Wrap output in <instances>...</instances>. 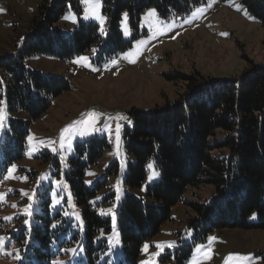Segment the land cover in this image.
<instances>
[{
    "label": "rangeland",
    "instance_id": "374dc122",
    "mask_svg": "<svg viewBox=\"0 0 264 264\" xmlns=\"http://www.w3.org/2000/svg\"><path fill=\"white\" fill-rule=\"evenodd\" d=\"M41 1L0 0V57L19 49L30 31ZM100 2V14L106 17L103 33L98 20L83 18L86 7L83 0H80L82 11L79 15L69 7L53 22V27L68 35L78 28L79 20L93 22L101 35L106 36L108 19L103 12L104 0ZM153 10L156 15L148 16ZM124 13L127 12L121 14L119 29L123 38L131 44L111 57L99 61L100 48L93 43L84 52L69 59L43 53L23 59L28 68L44 76L67 78L70 88L55 96L47 110L33 120L23 157L7 168H2L0 164V194H4L3 200H0V238L3 239L0 243V264H16L17 257H20L19 242L11 236V232L29 224L33 212L39 209V202L47 195L51 198L53 212L57 210L68 217L74 229L81 228V206L74 201L65 178L77 141L104 137L108 142L97 162L86 168L84 181L88 186L101 183L90 203L100 215L111 217L114 225L113 217L115 219L123 196L131 193L150 202L144 190L160 176L150 160L140 186L132 187L124 183L126 163L134 160L124 150L123 141L124 128L132 124L129 110L133 107L149 110L164 105L166 101H174L187 91L188 81L184 79L210 77L219 85L225 79L240 76L251 64H264V24L240 0H206L184 15L169 18L161 17L156 8L150 6L141 12L136 23L138 29L131 26L129 15L124 21ZM66 16L69 18L65 19ZM140 41L144 43L140 44ZM128 53L132 55L126 59ZM83 57L87 60H81ZM2 74L0 69V76ZM199 92L191 90L186 97L192 102ZM0 115L4 117L0 126V142L10 118H27L23 109L7 110L4 97H0ZM90 117H94L90 127L81 123ZM117 124L121 126L119 146ZM85 128L90 134L80 136L79 132ZM97 128L101 131H94ZM222 131L216 129L211 143L223 139ZM29 137L32 139L29 140ZM211 154L222 157L227 150L215 147ZM114 162L113 169L108 172ZM149 164L153 165L152 169L148 168ZM13 166L12 177L5 179ZM153 172L158 175L149 180ZM214 194L215 185L211 183L187 187L182 199L172 206L170 219L143 243L138 264L145 261L151 264H192L194 257L199 264H226L229 255L237 254L250 259H233L227 264H264V229H214L204 241L192 246L188 257L183 256L184 248L194 239L193 230L187 227L188 217L193 214L190 203L207 201ZM29 205L30 216L24 211ZM116 233L113 230L103 234L108 249L95 264H116L122 258L121 243ZM170 243L174 246L169 247ZM145 244L149 245L146 251ZM157 244L162 247L158 248ZM198 246H203L200 253L195 251ZM73 249L75 253L68 251L57 257L54 264H89L75 240L71 244ZM64 257H70V260L65 262Z\"/></svg>",
    "mask_w": 264,
    "mask_h": 264
},
{
    "label": "trees",
    "instance_id": "16d2710c",
    "mask_svg": "<svg viewBox=\"0 0 264 264\" xmlns=\"http://www.w3.org/2000/svg\"><path fill=\"white\" fill-rule=\"evenodd\" d=\"M205 1L104 0L108 32L102 36L93 22L79 20L78 28L68 35L53 27L69 7L79 15L80 0H42L19 49L0 57V97H4L10 112L23 109L27 113L26 119L8 120L0 142L1 167L7 168L23 157L33 120L47 110L55 96L70 88L65 77L44 76L28 68L23 63L26 56L43 53L69 59L96 43L100 61L131 44L119 29L123 12L128 13L131 26L138 29L141 12L150 6L161 17L169 18L184 15ZM240 2L264 24V0ZM184 80L188 81L187 91L174 101L149 110L131 108L132 124L123 130L124 150L134 159L126 163L124 183L140 186L147 174L146 165L152 160L160 176L144 190L151 201L126 193L117 207L114 225L111 217L100 215L90 198L101 183L88 186L84 174L108 142L104 137L77 141L65 178L70 194L81 206V228L74 229L68 217L53 212L47 195L29 224L11 232L19 242L16 264H54L57 257L71 251L73 240L87 263L95 264L108 249L103 234L113 230L122 251L116 264H138L143 243L170 219L172 206L182 199L187 187L203 183L214 184L215 194L207 201L190 203L193 214L188 217L187 227L193 230L194 239L184 248V257L214 229H264V64H251L240 76L219 85L210 77ZM194 89L200 92L191 102L186 94ZM219 128L223 139L213 144L211 139ZM215 147L226 149L227 154L212 156ZM70 257L63 260L67 262Z\"/></svg>",
    "mask_w": 264,
    "mask_h": 264
},
{
    "label": "snow or ice",
    "instance_id": "6c2138e0",
    "mask_svg": "<svg viewBox=\"0 0 264 264\" xmlns=\"http://www.w3.org/2000/svg\"><path fill=\"white\" fill-rule=\"evenodd\" d=\"M83 3L86 6L85 10H84V17L83 18L84 19H95V20H98L99 23H100V26H101V32L103 33V31H104L103 25H104V23L106 21V17H104L103 15L100 14L99 9L102 7L100 0H83ZM197 11H199V9ZM147 15L148 16H155L156 13L153 10V11H150ZM193 15H195V13ZM127 17H128V14L124 13V21L125 22L127 21ZM68 18L69 17H67V16L65 17V19H68ZM125 34L126 35L128 34L127 29L125 30ZM139 43L143 44L144 41H140ZM131 55H132V53H128V54H126L125 58L126 59L129 58ZM81 60H87V57H83V58H81ZM79 62L80 61H77V63H79ZM131 62H134V61H131ZM113 63H116V61H113ZM93 70H95V69H93ZM120 118L121 119H126V117H120ZM3 119H4L3 115H0V126H2ZM92 122H94V117H90L89 119H86V120L82 121L81 123L83 125H86V126L90 127ZM120 127L121 126L119 124H117V127H116L117 146H119V141H120ZM66 131H67V129H66ZM94 131H101V129L97 128V129H94ZM88 134H90V133L87 131V128H85L84 130L79 132L80 136H85V135H88ZM31 139H32V137H29V140H31ZM148 168L152 169L153 165L149 164ZM14 169H15V166H13L12 168H10L8 170V175L5 177V179L12 177V172L14 171ZM155 175H158V173L153 172L152 175L149 176V180L153 179ZM24 195H27V193H24ZM3 198H4V194H0V200H3ZM57 203H59L58 200H57ZM13 207H15V205H13ZM24 211H25L26 215L30 216L31 215V205H29L27 208H25ZM113 220H114V217H113ZM25 223H27V221H25ZM0 243H3V239L2 238H0ZM156 246L158 248L162 247V245H160V244H157ZM168 246L172 247V246H174V243H170ZM148 247H149V245L145 244L144 245V250L146 251L148 249ZM202 247L203 246H198L196 248V250H195L196 253H200ZM71 251H73V253H75V249H73ZM17 259H19V257H17ZM233 259L247 261V260L250 259V257L240 256L238 254L237 255H229L226 258V264H227L228 261H232ZM58 264H60V262H58ZM142 264H151V262L150 261H145V262H142ZM192 264H199V260H197L194 257L193 260H192Z\"/></svg>",
    "mask_w": 264,
    "mask_h": 264
}]
</instances>
